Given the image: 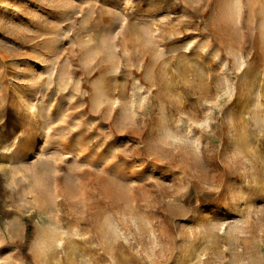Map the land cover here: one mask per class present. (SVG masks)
I'll return each instance as SVG.
<instances>
[{"label": "rangeland", "instance_id": "rangeland-1", "mask_svg": "<svg viewBox=\"0 0 264 264\" xmlns=\"http://www.w3.org/2000/svg\"><path fill=\"white\" fill-rule=\"evenodd\" d=\"M0 264H264V0H0Z\"/></svg>", "mask_w": 264, "mask_h": 264}, {"label": "bare ground", "instance_id": "bare-ground-1", "mask_svg": "<svg viewBox=\"0 0 264 264\" xmlns=\"http://www.w3.org/2000/svg\"><path fill=\"white\" fill-rule=\"evenodd\" d=\"M70 84V83H69ZM101 97V96H100ZM102 97H104V96H102ZM102 97H101V99H102ZM115 98V97H114ZM107 100H108V98H107ZM110 100H111V102H110ZM112 101H117V100H112V98L110 99V97H109V100H108V102H106V101H103L104 103H107V105H108V103H109V105H110V103H111V105H112ZM99 103V106H101L103 103L101 102V101H99L98 102ZM100 103H101V105H100ZM114 103V102H113ZM116 103V102H115ZM115 105V104H114ZM113 105V106H114ZM112 106V107H113ZM106 107V106H105ZM111 109V108H110ZM118 109V108H117ZM113 110V109H112ZM69 114V113H68ZM49 115V117H51L52 116V114L51 113H49L48 114ZM70 115H71V113H70ZM84 115V114H83ZM84 117V116H83ZM60 208V207H59ZM60 210V209H59Z\"/></svg>", "mask_w": 264, "mask_h": 264}]
</instances>
